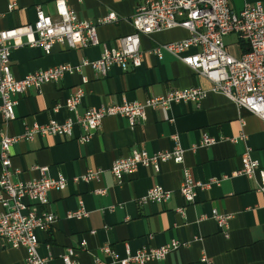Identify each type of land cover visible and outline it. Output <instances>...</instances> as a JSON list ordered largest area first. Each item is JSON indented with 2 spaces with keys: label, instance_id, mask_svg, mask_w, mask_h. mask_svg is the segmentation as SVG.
<instances>
[{
  "label": "crops",
  "instance_id": "0c3cea01",
  "mask_svg": "<svg viewBox=\"0 0 264 264\" xmlns=\"http://www.w3.org/2000/svg\"><path fill=\"white\" fill-rule=\"evenodd\" d=\"M144 0H67V5L80 20L95 22L114 12L118 19L96 25L99 45L82 49H69L53 44L49 54L41 47L19 45L10 53V71L14 78H22L38 69L59 64L77 65L86 59L99 58L102 45L117 47L118 38L133 31L131 17L136 6ZM13 3L11 9L8 8ZM245 3L264 0H228L231 9L238 12ZM36 8L55 17L54 0H0V30L32 24ZM188 31L181 27L140 36L142 58L140 66L121 70L112 66L106 76H98L89 66L66 74L58 81L42 85L39 91L29 89L18 96L13 108L14 118L4 121L0 113V135H19L26 125L45 124L53 119L63 122L75 113L69 112L64 101L77 86L84 95L76 111L81 114L90 107L128 102H142L148 97L164 94L170 89L199 86L209 88L210 83L197 75L189 66L169 53L160 58L149 53L154 46L183 39ZM227 51L239 56L241 44L234 34L223 38ZM13 44L24 43L17 38ZM244 45V44H243ZM235 46L230 52L229 47ZM245 46V45H244ZM197 47L189 48L191 54ZM87 79L86 83L81 78ZM59 105L57 111L53 107ZM243 120V124L242 121ZM240 132L245 140L236 138ZM83 133L79 126L73 137L36 136L31 141L20 140L10 147L11 168L18 169L14 181H27L37 177L34 165L47 167V173L66 179L62 190H50L46 205L41 210L53 213L55 222L48 230H37V252L49 257V264H63L61 256L68 247L79 249V264H113L112 258L101 250L109 246L119 257L142 247H160L171 240L184 243L163 259L144 264H205V255L213 264H264V195L256 191L258 176L246 178L234 172L240 167V156L246 148L251 157L264 168V121L244 108L237 107L225 95L208 92L197 106L194 103H173L166 109H145V119L130 127L126 118L105 116L89 141L77 140ZM203 134L217 139L209 146H201ZM184 150L181 163L162 162L159 171L138 166L117 181L109 167L118 157L130 154L132 149L156 151L171 149L172 136ZM236 138L234 142L230 139ZM194 146V147H193ZM89 169H101L99 181H73ZM183 169L195 180L206 182L213 178L207 189L199 190L194 203H187L178 192ZM170 191L166 203L139 204L137 199L154 186ZM105 188L104 194L96 192ZM87 213L80 219L67 218V213L78 208V201ZM182 207V213L176 211ZM230 216L228 236L220 233L211 210ZM94 230V233L90 231ZM24 247L11 248L0 239V264H27Z\"/></svg>",
  "mask_w": 264,
  "mask_h": 264
},
{
  "label": "built area",
  "instance_id": "2783aa9c",
  "mask_svg": "<svg viewBox=\"0 0 264 264\" xmlns=\"http://www.w3.org/2000/svg\"><path fill=\"white\" fill-rule=\"evenodd\" d=\"M13 3L8 6L11 9ZM55 17L45 14L39 8L35 11V21L19 27L0 30V113L4 121L14 118L13 108L18 96L29 89L39 91L40 87L49 82L58 81L66 74L78 72L83 66L91 67L98 76H106L109 69L116 65L121 70L136 68L141 64L142 51L140 36L149 35L163 30L181 27L188 31V36L166 43H161L150 49L149 53L157 58L163 52L176 57L189 66L197 75L205 78L209 88L199 86L170 89L162 95L151 96L142 102H128L122 98L118 104L101 107H90L83 113H77L76 108L84 95L81 86L64 101L63 106L71 113L63 122L49 120L45 124L36 122L26 125L19 135H0V239L11 248L24 247L27 264H49V257H41L37 252V230H48L55 222L53 213L40 209L48 202L50 190H62L67 179L58 174L52 178L47 173V167L34 165L37 177L27 181H14L18 169L11 168L10 147L17 141H31L36 136L54 135L63 139L73 137V129L79 126L83 133L77 137L78 142L86 143L98 129L105 116H121L127 119L132 128L145 119V109H166L173 103H194L199 106L208 92L225 95L237 107L248 110L251 114L264 121V6L261 3H245L236 12L230 8L228 0H144L136 6L131 17L133 31L118 38L117 47L107 48L102 45L98 59L82 60L77 65L59 64L47 69H38L27 73L22 78H14L10 71V53L19 45L41 47L49 54L53 44L60 43L69 49H82L99 45L96 35V25L116 21L118 17L109 12L105 17L95 22L80 20L67 5V0H54ZM234 34L245 45L246 50L239 56L230 54L223 42L227 35ZM17 38H24V43L13 44ZM197 47L195 53H185L189 48ZM86 83L85 77L81 78ZM59 105L52 109L57 111ZM242 124H243V120ZM244 141L243 132L236 137ZM236 138L230 139L232 142ZM171 149L156 151L152 154L141 149H132L130 154L116 158L109 171L117 181L126 174L133 173L138 166L159 171L162 162L173 161L181 163L184 150L176 141V135ZM217 139L203 134L200 145L209 146ZM194 147V146H193ZM101 169H89L83 175L73 177L77 181H99ZM246 178L258 176L256 191L264 195V168L251 157L250 149L246 148L240 156V167L234 172ZM216 179L206 182L195 180L187 169H183V177L178 188L179 194L187 203H194L199 190L207 189ZM105 188L96 192L104 194ZM170 191L160 185L150 187L144 195L137 199L139 204L166 203ZM78 208L67 213V218L80 219L87 213L78 201ZM182 213V207L176 209ZM211 218L215 221L220 233L228 236V221L230 216L211 210ZM94 233L95 231H90ZM184 243L171 240L160 247H142L131 253L128 248L125 256L119 257L109 246L101 250L107 253L113 264H144L149 260L163 259L169 252L178 249ZM85 246V240L80 242L79 249L68 247L61 256L63 264H79L77 254ZM205 264H213L205 255L200 257ZM97 264H104L97 261Z\"/></svg>",
  "mask_w": 264,
  "mask_h": 264
},
{
  "label": "rangeland",
  "instance_id": "374dc122",
  "mask_svg": "<svg viewBox=\"0 0 264 264\" xmlns=\"http://www.w3.org/2000/svg\"><path fill=\"white\" fill-rule=\"evenodd\" d=\"M224 44H228L227 42H226V40H224ZM229 51L230 52H234L235 51V46L233 47V46H230L229 47Z\"/></svg>",
  "mask_w": 264,
  "mask_h": 264
},
{
  "label": "trees",
  "instance_id": "16d2710c",
  "mask_svg": "<svg viewBox=\"0 0 264 264\" xmlns=\"http://www.w3.org/2000/svg\"><path fill=\"white\" fill-rule=\"evenodd\" d=\"M241 49H242V51L246 50V48H245V46L243 44H241Z\"/></svg>",
  "mask_w": 264,
  "mask_h": 264
}]
</instances>
